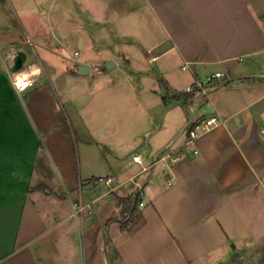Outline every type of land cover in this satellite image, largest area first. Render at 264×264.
Instances as JSON below:
<instances>
[{
	"label": "crops",
	"instance_id": "0c3cea01",
	"mask_svg": "<svg viewBox=\"0 0 264 264\" xmlns=\"http://www.w3.org/2000/svg\"><path fill=\"white\" fill-rule=\"evenodd\" d=\"M6 5L31 46L0 17V264H220L264 242V0ZM22 53L41 74L18 95Z\"/></svg>",
	"mask_w": 264,
	"mask_h": 264
},
{
	"label": "built area",
	"instance_id": "2783aa9c",
	"mask_svg": "<svg viewBox=\"0 0 264 264\" xmlns=\"http://www.w3.org/2000/svg\"><path fill=\"white\" fill-rule=\"evenodd\" d=\"M155 58V57H154ZM186 67V66H184ZM30 71V68L26 69V70H21V69H17L13 76H12V79L15 77L16 74L20 73V72H29ZM224 76V73L220 72V71H217L215 72L213 75H211L210 77H208L206 80L204 81H196L195 83L189 85L186 89L187 92H191V93H203V94H206L209 90L213 89L215 87V84L213 83V80L215 78H218V77H223ZM31 79L33 80V84L31 87H29L28 89H26L25 91L33 88L36 86L37 84V76L36 77H31ZM24 91V92H25ZM23 92V93H24ZM23 93H20V94H23ZM220 122V118L215 115V114H212V115H209L207 117H203V118H199V117H196V116H193L190 121L186 124L185 128H184V131H185V137H186V142L188 144H191V143H195L196 140L206 131L210 130L213 126H215L216 124H218ZM169 147V146H168ZM198 150L195 149L194 150V153H197ZM169 155L167 152H164V154L162 155L163 157H165V155ZM136 157H139L140 158V161L142 162L141 160V156L140 155H135L134 156V159ZM177 159V158H175ZM106 182L108 184H111L112 182V178H107L106 179ZM133 198L134 199H137V193H134L133 194ZM144 202L143 201H140V205H143ZM85 207L86 205L80 201L79 203H75L74 204V208L77 210H79L80 212H83L85 210Z\"/></svg>",
	"mask_w": 264,
	"mask_h": 264
},
{
	"label": "rangeland",
	"instance_id": "374dc122",
	"mask_svg": "<svg viewBox=\"0 0 264 264\" xmlns=\"http://www.w3.org/2000/svg\"><path fill=\"white\" fill-rule=\"evenodd\" d=\"M9 7L10 5H6V0H0V17L6 18V15L10 17L12 28L17 32H20L25 42L31 46L29 37H27V33L19 26V24H17L18 21L14 20L16 17H18L17 12L12 8V5L11 8ZM1 33L2 32H0V38H6V36L2 35ZM31 39L34 41L33 37H31ZM24 63L20 68L21 70H24L23 68L29 67L27 62ZM220 264H264V242L242 243L239 248L235 249L228 260Z\"/></svg>",
	"mask_w": 264,
	"mask_h": 264
},
{
	"label": "clouds",
	"instance_id": "9594fccd",
	"mask_svg": "<svg viewBox=\"0 0 264 264\" xmlns=\"http://www.w3.org/2000/svg\"><path fill=\"white\" fill-rule=\"evenodd\" d=\"M40 74L41 69L36 65H33L29 72H20L16 74L12 79V83L13 87L17 90L18 95L32 86L33 80L31 79V77H36ZM135 160L137 163L141 162L139 157H136Z\"/></svg>",
	"mask_w": 264,
	"mask_h": 264
},
{
	"label": "water",
	"instance_id": "95a60500",
	"mask_svg": "<svg viewBox=\"0 0 264 264\" xmlns=\"http://www.w3.org/2000/svg\"><path fill=\"white\" fill-rule=\"evenodd\" d=\"M25 61V54L22 53L20 54L17 58H16V63L14 65V69H20L23 65ZM116 62L114 60H108L106 61V63L104 64L106 68H112L113 66H115ZM78 70L80 73L82 74H86L90 72V66L86 63H78Z\"/></svg>",
	"mask_w": 264,
	"mask_h": 264
},
{
	"label": "trees",
	"instance_id": "16d2710c",
	"mask_svg": "<svg viewBox=\"0 0 264 264\" xmlns=\"http://www.w3.org/2000/svg\"><path fill=\"white\" fill-rule=\"evenodd\" d=\"M135 202H136V199H134L132 195L118 197V205H120L122 207V211H123V213L126 214V216L128 215V213H131L136 209ZM123 225L125 227L124 223H123Z\"/></svg>",
	"mask_w": 264,
	"mask_h": 264
},
{
	"label": "bare ground",
	"instance_id": "6f19581e",
	"mask_svg": "<svg viewBox=\"0 0 264 264\" xmlns=\"http://www.w3.org/2000/svg\"><path fill=\"white\" fill-rule=\"evenodd\" d=\"M31 70V69H30Z\"/></svg>",
	"mask_w": 264,
	"mask_h": 264
}]
</instances>
